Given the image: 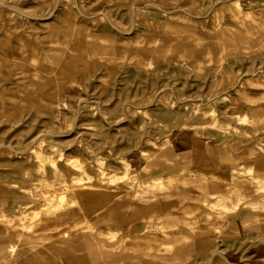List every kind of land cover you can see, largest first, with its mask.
Segmentation results:
<instances>
[{"label": "rangeland", "instance_id": "rangeland-1", "mask_svg": "<svg viewBox=\"0 0 264 264\" xmlns=\"http://www.w3.org/2000/svg\"><path fill=\"white\" fill-rule=\"evenodd\" d=\"M0 264H264V0H0Z\"/></svg>", "mask_w": 264, "mask_h": 264}]
</instances>
